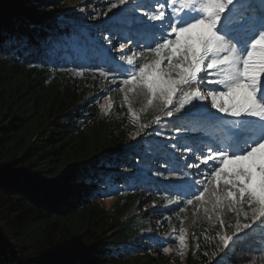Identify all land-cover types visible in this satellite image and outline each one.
Segmentation results:
<instances>
[{
    "label": "trees",
    "instance_id": "16d2710c",
    "mask_svg": "<svg viewBox=\"0 0 264 264\" xmlns=\"http://www.w3.org/2000/svg\"><path fill=\"white\" fill-rule=\"evenodd\" d=\"M135 1L144 7L118 25L119 7L109 11L116 0H0V264H264L258 228L225 256L217 233L234 228L198 218L196 202L186 204L208 170L196 157L227 145L238 122L125 103L120 87L130 66L105 39L121 37L125 52H140L145 29L160 24L143 14L156 0ZM244 11L264 6L242 0L236 21ZM104 97L112 101L107 111ZM129 106L149 125L139 135ZM222 218L236 223L235 213ZM181 227L185 257L165 254Z\"/></svg>",
    "mask_w": 264,
    "mask_h": 264
},
{
    "label": "snow or ice",
    "instance_id": "6c2138e0",
    "mask_svg": "<svg viewBox=\"0 0 264 264\" xmlns=\"http://www.w3.org/2000/svg\"><path fill=\"white\" fill-rule=\"evenodd\" d=\"M130 2L116 0L109 11ZM156 3L155 11L143 14L148 21L160 22L159 28L152 24L148 26L152 31L145 29L143 51L121 55L130 68L124 70L126 78L121 81L120 91L125 94V103L130 100L129 94L143 95L147 106L167 117L183 114L189 105L196 108L194 101L203 104L210 100L212 109L238 122V131L227 145L210 148L207 155L196 157L208 170L202 173L203 179L195 181L202 190L186 200L187 205L194 201L197 207L204 205L210 221L213 217L207 205H211L220 228H234L231 234L217 233L221 242L218 250L227 256L242 242L241 234L247 237L253 228L264 233V11H244L236 21L232 9L242 0ZM260 3L264 6V0ZM166 8L171 9L170 16H166ZM125 48L124 43L119 45L120 50ZM137 58L142 61L138 67ZM100 75L107 77L108 73L102 70ZM205 81L212 87L204 85ZM129 115L133 122L137 121L130 106ZM159 120L156 116L153 122ZM148 126L139 125L136 135ZM186 167L199 165L187 163ZM223 213H235L234 226L225 224ZM241 216L246 222H240ZM179 233L174 237L178 247H163L165 254L175 251L184 256L185 229L181 227ZM216 255L212 253L213 257Z\"/></svg>",
    "mask_w": 264,
    "mask_h": 264
},
{
    "label": "rangeland",
    "instance_id": "374dc122",
    "mask_svg": "<svg viewBox=\"0 0 264 264\" xmlns=\"http://www.w3.org/2000/svg\"><path fill=\"white\" fill-rule=\"evenodd\" d=\"M138 4L136 3L135 0H131V2L125 6H121L119 7V9L117 10L116 15L114 16L115 18H117L118 21H120V23H117L118 25L120 24H123L125 22H127V18L130 16V14H136L134 11L135 9L137 8H140V7H137ZM231 7V6H230ZM167 11V14H169V16L171 15V9H166ZM234 9H232V13H233ZM181 15H183V13H181ZM139 22H143V20H138ZM114 38L113 36L110 34L109 36H107V39H105V43L107 45V49L109 51V53L112 54V56H121V55H124V56H127V55H132L133 52H138L137 50L133 51L132 53H127L125 52L127 50V47H129V44L128 42H126V39H123V38H118L114 41H112ZM121 43H124L126 45V48L124 50H120L119 49V45ZM118 53L120 52V55L119 54H115V53ZM115 54V55H114ZM205 83V82H204ZM203 90V88H202ZM130 98L133 99V100H137L138 102L142 103L143 106L146 108V109H150L151 107L147 106V102H146V99L143 95H139V96H132V94H129ZM111 104L112 105V101L109 97H104L101 99L100 101V108L102 109L101 106H104V108H107V110H109L110 108H108V105ZM194 105H197L196 108H193L191 105L189 106H186L188 109H191L193 113H201V112H204L202 114H207V115H222L218 112H216L215 109H212L211 106H210V100L207 101V102H198V101H194L193 102ZM152 110H154L153 108H151ZM131 120L133 121V117H131ZM139 120L136 121V122H133L135 126H138L139 125ZM190 154H192V152H190ZM112 202H113V199H106L102 202V204L106 207V208H109L111 205H112ZM207 207L209 208V214L212 215V217L215 219V213L212 211L211 209V205H207ZM204 208L205 206L204 205H201L199 206V211L197 213L198 215V218H202V219H208V214L205 213L204 211ZM226 213H223V215H225ZM157 225H159V222L156 223ZM180 233L179 232H176V233H173L170 237L172 239H174V237L176 235H179ZM185 238H186V242H188V239H187V235L185 233ZM175 240V239H174ZM169 248L175 250L177 247H178V242L175 240V241H170L168 242L167 244ZM188 248V247H187ZM175 252V251H173ZM187 253V249L185 250V254L182 258L185 257Z\"/></svg>",
    "mask_w": 264,
    "mask_h": 264
}]
</instances>
